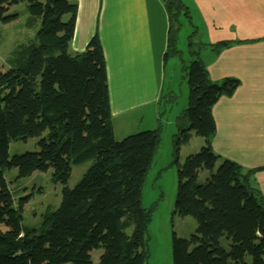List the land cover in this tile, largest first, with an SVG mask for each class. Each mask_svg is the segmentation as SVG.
I'll use <instances>...</instances> for the list:
<instances>
[{"label":"trees","instance_id":"trees-1","mask_svg":"<svg viewBox=\"0 0 264 264\" xmlns=\"http://www.w3.org/2000/svg\"><path fill=\"white\" fill-rule=\"evenodd\" d=\"M10 1L25 2L27 27L39 26L34 38L15 46L7 59L11 70L0 77V181L6 168L16 169L20 178L52 169L53 179L67 184L74 166L90 165L37 226L23 222L22 202L15 205L11 189L0 190V219L11 221L10 233L0 231V264H94L92 250L101 246L106 252L100 264H147L151 215L142 205V188L162 125L115 138L98 36L82 52L68 49L76 3L0 0V19L20 16L8 13L5 5ZM164 3L170 18L168 58L181 53L178 35L183 19L190 21L191 15L183 0ZM229 45L224 41L212 47L219 51ZM191 53L193 59L183 66L188 100L177 121V138L188 140L193 131L205 143L181 163L179 139L175 141L178 187L173 214L193 217L197 231L189 238L174 233L173 264H264V198L251 184L254 170L244 173L229 159L214 170L219 156L212 147V109L241 82L230 76L213 81L199 51ZM33 137L38 138L39 152L9 155L10 141ZM200 168L208 169V181L199 179Z\"/></svg>","mask_w":264,"mask_h":264},{"label":"crops","instance_id":"crops-1","mask_svg":"<svg viewBox=\"0 0 264 264\" xmlns=\"http://www.w3.org/2000/svg\"><path fill=\"white\" fill-rule=\"evenodd\" d=\"M69 1L77 4L69 51L73 54L84 51L95 35L101 42L115 138L120 140L129 134L155 129L160 120L164 127L160 114L168 107V97L172 94L167 89L166 67L169 59L177 57H165L170 18L164 0ZM183 1L191 20L183 19L178 44L181 36L192 37L195 44H205L210 54L205 55L203 62L210 78L221 81L230 76L241 82L231 96H222L212 109L216 124L212 147L219 156L217 161L223 158L235 161L244 173L254 170L251 184L264 198V0ZM5 7L8 13L19 12L20 16L0 19V45L16 46L34 38L39 22L27 27L30 15L26 12V3L10 1ZM68 18L69 15L63 16L64 21ZM190 28L191 32L186 35ZM224 41L230 45L219 51L213 49L212 46ZM170 120L166 126L175 122L174 118ZM172 131L169 162L174 159L175 141L179 136ZM179 143L180 162L199 150L205 138L192 131L188 140L180 138ZM205 169L202 178L208 181L210 174Z\"/></svg>","mask_w":264,"mask_h":264},{"label":"rangeland","instance_id":"rangeland-1","mask_svg":"<svg viewBox=\"0 0 264 264\" xmlns=\"http://www.w3.org/2000/svg\"><path fill=\"white\" fill-rule=\"evenodd\" d=\"M185 32L186 31H184L183 34ZM190 32L191 28L188 29L186 35ZM178 47L181 53L177 55V57L169 59L166 67L167 89L172 91V94L168 97V107L166 109L163 108L162 114H160V117H163L162 122L164 123V127H162H166V131L162 129L163 132L160 131V143L142 188V205L147 211H150L151 215V221L146 231L149 251L147 264H173L172 237L174 233L178 237L189 238L197 231V223L193 217L173 214L178 187V155L176 157L174 154V159H172V162H169V160H167V154L169 155V151L171 150L170 144L172 139H170V137L173 132L172 130L178 132L177 126L175 125L179 123L177 121L182 114L181 111L187 105V75L183 66L193 59L192 50L200 51L199 56L202 61H204L205 55L210 54V51H206V47L199 44L190 45L187 36L185 38L181 36ZM14 48L15 45L12 43L0 45V77L10 71L7 65V59ZM88 112L89 108L87 107L86 116ZM177 113L178 115L175 119ZM173 118L175 122L172 125L167 124L166 126V121H172L170 119ZM160 124L161 120L159 121V125ZM119 137L120 136H118V138ZM178 139L180 141V137ZM37 140L38 138L33 137L26 141H10L9 155L13 156L26 151L39 152ZM179 145L180 143H178V146ZM197 151L198 149L193 153ZM185 157H183V160H180L181 163L184 161ZM223 160H225V158H223ZM221 163L222 161H217L214 170H216ZM89 165L90 161H87L83 164L74 166L67 184L55 181L52 177V169L48 171L36 170L30 176L20 178L17 175L16 169L6 168L4 170V179L0 181V190L3 188L11 189V191L15 193V205L18 206V203L20 201L22 202L23 222L26 225L37 226L41 221V215L47 210L55 209L60 204L65 195L66 187H73L82 177ZM199 173V179L206 181L205 178H202L206 174V169H200ZM0 231L10 233L11 221L7 218L0 219ZM105 252V246L93 249V263L100 264ZM247 261L250 263L252 261V256H248Z\"/></svg>","mask_w":264,"mask_h":264},{"label":"water","instance_id":"water-1","mask_svg":"<svg viewBox=\"0 0 264 264\" xmlns=\"http://www.w3.org/2000/svg\"><path fill=\"white\" fill-rule=\"evenodd\" d=\"M164 1H166V0H164Z\"/></svg>","mask_w":264,"mask_h":264}]
</instances>
